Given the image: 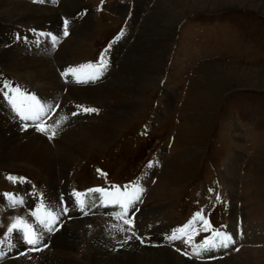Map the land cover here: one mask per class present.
I'll list each match as a JSON object with an SVG mask.
<instances>
[{"label": "rangeland", "instance_id": "rangeland-1", "mask_svg": "<svg viewBox=\"0 0 264 264\" xmlns=\"http://www.w3.org/2000/svg\"><path fill=\"white\" fill-rule=\"evenodd\" d=\"M19 1L37 6L47 1L56 11L58 25L38 29L35 23L22 24L0 10V20L10 21L0 23L6 25V31L0 30V51L9 50L12 44L18 46L17 41L23 35L20 29L48 31L53 39L51 53L50 49L48 55L28 52L51 61L58 78L55 90L59 92L54 97L43 93L38 89L41 83L31 82L0 61V106L6 112V122L14 125L19 120V125L38 131L39 122L22 120L4 96L9 91L5 85L19 87L22 92L34 95L45 109L42 122L48 130L39 132L54 148L65 133L77 134L81 130L88 146L80 155L75 152V160L64 171L56 167L57 186L47 184L30 163L6 165L0 161L1 189L10 184L19 194L30 183L33 194L34 189L38 190L36 202L29 194L22 193L20 198L24 203L16 206L13 217L18 213L30 221L33 217L30 213L38 203L57 213L65 208L81 210L72 192L77 187L97 185L103 179L121 180L139 171L136 177L144 191L133 206L136 214L131 217L134 220L131 230L113 215L122 211L119 206L105 212L93 205L94 198L87 205L85 197L86 216L73 212L77 220L97 217L105 221L98 242L108 243L112 250H117L126 238V243L132 241L142 248H166L182 261L195 264L224 259H234L239 264H264V0H44L42 4L38 0ZM66 20L67 36L64 35ZM159 25L173 30L166 47L153 49L149 54L150 60H161L156 74H152L150 63L144 64L147 58L140 57L133 75L132 66L127 63L130 54L157 39L155 26ZM70 37H74L75 43L64 48ZM105 49L108 66L95 82L77 84L70 75H62L70 67L96 62ZM143 69L152 76L136 80L135 92L140 95L114 90L103 97H65L70 85L92 88L119 73V78L135 77ZM78 106L98 111L84 112ZM110 127L112 137L105 139ZM98 169L107 175L99 174ZM7 171L9 176L24 180L4 179ZM214 171L217 181L213 182ZM64 174L69 186L65 191L61 189L67 187L61 178ZM30 177L36 181L34 189ZM209 180L211 189L207 186ZM216 191L222 195L223 207L214 206ZM204 193V198L195 205L193 200ZM0 201L7 202L1 193ZM136 205L142 209L135 208ZM1 208L0 203V217H3ZM198 212H202L212 228L232 236L233 242L227 248L219 246L220 239L215 237L217 247L201 251L199 256L194 254V249L209 234V230L200 227L199 219L195 231L187 232L191 236L189 243H185L183 235L180 239H167ZM138 217L143 218L138 220ZM6 221L8 224L11 219ZM136 224L144 225L141 231ZM91 226L78 227L70 240L63 239L72 242L69 243L71 254L79 264L84 263L94 234ZM2 227H5L3 221L0 230ZM55 236L50 240L46 237L42 244L47 241L49 244L40 251L21 254L17 250L8 256L11 252L0 249L3 253L0 264L38 256L50 247ZM153 239L162 246L152 245ZM19 243L17 240L16 244ZM58 248L61 247L55 246L51 253Z\"/></svg>", "mask_w": 264, "mask_h": 264}, {"label": "bare ground", "instance_id": "bare-ground-1", "mask_svg": "<svg viewBox=\"0 0 264 264\" xmlns=\"http://www.w3.org/2000/svg\"><path fill=\"white\" fill-rule=\"evenodd\" d=\"M0 10H2L4 14L9 17V19L14 17L22 24L35 23L38 29L47 28L46 25H51V27L58 25L56 11L53 6L47 3V1L45 4L37 6L31 3L27 4V2H22L19 0H0ZM6 22L10 21L0 20L1 24ZM83 24L86 23L84 22ZM12 26H14V23H12ZM5 29L6 25L0 26V30L4 31ZM172 30L173 29L170 26H155V32L159 37L148 42L145 47L141 49V51L136 50V53L130 54V59L127 63L132 66L131 71L133 72V75L135 74V68L140 57L147 58V62L144 61V64L148 65L150 63V67L154 70L152 71V74H156V70L160 66L161 60H150L149 54L153 49L160 50L166 47V42L168 41ZM20 31L23 35L22 38L17 41L18 46L12 44L9 50L7 48L5 51H0V61L5 64L7 69H13L14 71L19 72L23 77L29 78L31 82L38 84L41 83L38 89L43 91V93L51 94V96L54 97L55 93L59 92L55 90L58 88V78L57 74L53 71L51 61L47 57L33 56L31 54L38 53L41 55H48L47 51L49 49L50 54L52 51L51 41L53 39L49 37L50 35L48 34V31H35L32 29H20ZM50 34H53L54 37L57 36V33L54 32H51ZM36 37L38 39H36ZM73 39L74 37L67 39L63 44L64 48L66 45L69 46L75 43L72 41ZM148 60H150V62ZM121 65H123V63ZM145 71L146 70L144 69L139 73L136 71L138 75L135 77L128 76L129 78H119V73L118 75L111 78L108 82L102 85L98 84L99 86L94 85L95 87L92 88L78 89V86H66L67 93L65 97H75L79 99H86L87 97L94 96L103 97L105 93L114 90H119L123 94L128 93L132 95H140L139 92L138 94L135 92L137 90V81L146 76H152V74L148 75ZM5 115L6 112L0 106V161L6 165L9 163L15 164L19 162H26L28 164L30 163L35 168V171L38 174H41L44 177V181H46L50 186H57L58 184V182H56V167H59L62 169V171H64L68 168L69 163L75 160V152H78L80 155V153H83L87 149L88 145L81 135L83 130H81V133L77 134H74L73 131L65 133L62 138L59 139L58 146L54 148L44 134L40 133L39 131H35L36 129H32L31 126L26 127L24 124L22 126L19 125V120L18 123L16 121V124L14 123V125H11L8 123V121L6 122ZM112 133L113 128L110 127L109 130H107L104 134V138H111ZM64 184L66 185V183ZM86 214H84V216H86ZM77 219L78 218L75 216V214L72 218L67 219L63 223L65 225H62V231L59 232V234L56 235L53 240H51L50 247H48L46 250H42L38 256H25L19 258L18 261L9 262V264H79L78 259L71 254L72 247L70 244L72 242L70 243L68 241H64L63 239L69 238L68 240H70L73 236L74 229L78 227H84L88 224L93 226L94 234L91 237L89 248L86 250V256L84 258L85 261L83 264H195L193 262L182 261L176 254L166 248L160 250L142 248L140 247L141 244L138 245L132 241H128L126 243V238L123 240V245L119 246L117 250H112L108 243L97 241V239H102V236L101 238L98 237L101 235L100 232L104 231H101V229L106 226V223L103 219L97 217H90L87 220ZM84 222L85 224L83 226ZM116 233L120 234L119 231ZM84 242L86 243L85 240ZM55 246H60L61 248H58L54 253H51ZM211 264L239 263L234 261V259H224V261H218L217 263L213 262Z\"/></svg>", "mask_w": 264, "mask_h": 264}, {"label": "snow or ice", "instance_id": "snow-or-ice-1", "mask_svg": "<svg viewBox=\"0 0 264 264\" xmlns=\"http://www.w3.org/2000/svg\"><path fill=\"white\" fill-rule=\"evenodd\" d=\"M38 2L43 3L44 0H38ZM68 23L69 22L67 20L64 22L65 36L68 35ZM120 35H123V30H121ZM118 38L119 36L117 37V39ZM109 47H111V45H109ZM106 53H107V49L101 52L96 62L94 63L89 62L87 64H82L76 67H70L66 69L65 72L62 73V75L65 77H68L70 75L77 84H86L89 82H95L104 74V71L107 69L108 60L106 58ZM5 87L8 88L9 91H6L4 93V96L8 99V102L10 103L14 111L18 114V116L25 121L28 120L38 121L39 123H37L36 125L37 130L40 132H46L48 130V126L43 124L42 122V117L45 109L43 108V106L40 105L36 97L34 95L26 94L22 92L19 87L13 88L10 85H5ZM78 107H80L81 110L84 112L92 113L98 111V109L96 108L83 107V106H78ZM58 123L59 121H57V124ZM53 135H55L54 132ZM148 166L151 167L152 163L150 162ZM97 172L104 176L107 175L106 173H103L99 169L97 170ZM7 178L13 182L24 180V178L22 177H14V176H8ZM143 191L144 189L137 183L133 185H124V186L111 185L109 188L96 187V188L88 189L86 192H79L73 190V196L76 198V203L83 211L87 203L85 197H87L91 193H99L100 194L99 198L103 206L116 205L122 209L121 212H116L113 215L117 219L123 220L124 224L130 226L129 229L127 230H131V226L134 225V220L126 217L129 216V209L132 208L134 204L141 199V194L143 193ZM5 195L9 198L10 204L13 207L17 205H23L24 203L23 198L17 197L13 193H7ZM219 199L220 197L219 195H217V200ZM42 210H43V214H41ZM63 211L66 213L68 209L65 208ZM30 215L36 218L37 224H39L49 232H52L54 230L53 226L56 224L57 220L59 219L58 214L50 210L44 209L43 204L38 206L36 210L32 211ZM197 219L201 221L200 227L204 231H208L209 229H211L210 222L204 217L202 212H198L194 215L193 219L189 220L185 225L175 229L172 235L168 236L167 239L170 241L176 240V239H180L181 236L183 235L186 237L185 243H189L191 241V236H187V232L190 229L195 231L194 225ZM15 232L21 233L24 242L30 246L29 251L41 250V248L38 247L42 239L40 232L37 230L36 227L33 226V224L28 219L21 216H16L12 218V222L8 225L7 231L4 233V237L0 238V244H4L5 241L8 239V237ZM178 233L180 235H177ZM133 235H135V233H133ZM215 237H219L220 239L219 246L225 248L228 247L229 243L233 242L232 236L229 235L228 233L220 230L212 229V237H206L205 240L202 242V244L198 248L194 249V254L199 256L201 251H207L209 248L217 247L218 245L213 240V238ZM44 247H47V245H44ZM2 255L3 253L0 252V256Z\"/></svg>", "mask_w": 264, "mask_h": 264}]
</instances>
